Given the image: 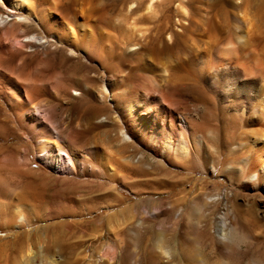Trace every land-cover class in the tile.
<instances>
[{
  "label": "rangeland",
  "instance_id": "obj_1",
  "mask_svg": "<svg viewBox=\"0 0 264 264\" xmlns=\"http://www.w3.org/2000/svg\"><path fill=\"white\" fill-rule=\"evenodd\" d=\"M107 1L108 14L115 27L107 26V31L104 27L102 30L120 36L122 42L121 28L128 27L123 19L131 0ZM140 12L136 15H140L139 19L136 17L140 20L139 28L152 29L151 11ZM158 15L166 16L167 30L160 45L164 49L154 57L140 49L131 51L132 54L123 52L122 62L108 68L109 73L121 79L114 89L116 95L112 92V105L143 97L146 89L154 93L162 82L160 69L172 70L170 74L166 68L171 87L167 88L170 82L167 86L159 85L167 100L173 92L175 96L171 95L167 104L147 103L143 107L146 113L139 114L149 125L147 137L154 136L152 145L149 147L139 140L121 142L118 125L124 116L122 109L110 106L113 119L102 127L103 123H97L99 118L94 119L95 124L79 119L84 108L79 99L64 100L55 116L64 118L62 128L67 135L77 136L73 142L77 149L84 152L95 144L98 146V153L89 158L93 168L76 173L49 168L33 152L34 142L25 143L30 153L27 162L18 151L1 150L0 176L8 184L0 190V264H264V173L257 179L253 177L264 161V85H261L264 61L260 60L263 65H259L257 59L264 57L261 55V49H264V0H166ZM233 22L239 23L238 32L233 28ZM252 38L255 43H250ZM229 39L245 47L230 46L232 51L240 48V51L236 50L238 55L235 51L231 54L242 58H239L241 65L238 63L235 70H230L232 84L240 87L242 82L238 80L245 78V85L240 88L261 94L259 98H246L247 114L236 111L219 92L210 88L208 77L215 68L202 69L213 51L224 55ZM245 43L252 46V52ZM35 51L37 56H43L41 49ZM254 51H259L258 56ZM248 55L251 56L247 58ZM93 64L97 66L98 62ZM242 65H251L250 70ZM256 66L262 67H258L260 72ZM63 74L68 77L71 68L66 66ZM125 76L131 79L122 80ZM153 79L160 82L154 83ZM97 84L100 87V81ZM167 89H171L170 92ZM170 103L172 105H168ZM183 112L189 114L195 127H200L198 129L205 134L209 132L207 137L210 134L213 138L208 137V149L203 152L195 149L187 160L174 155L166 159L162 155L164 142H176L177 116ZM197 122L203 123L200 124L202 127ZM108 130L109 138L105 134ZM76 131L78 134H71ZM128 131L135 136L131 127ZM17 140V137L12 138V141ZM120 144L127 146L124 155L127 158L119 163ZM235 146L239 148L236 150ZM19 147L22 149L21 145ZM100 151L112 155V178L108 176L109 172L99 169ZM249 155L250 168L243 160ZM63 157L67 160L66 155ZM63 162L60 158L53 164Z\"/></svg>",
  "mask_w": 264,
  "mask_h": 264
},
{
  "label": "bare ground",
  "instance_id": "obj_2",
  "mask_svg": "<svg viewBox=\"0 0 264 264\" xmlns=\"http://www.w3.org/2000/svg\"><path fill=\"white\" fill-rule=\"evenodd\" d=\"M119 1H127V0H119ZM165 1L166 0H131L127 8V13L125 14L123 19V21L126 22V24H128V27L124 26L121 28V35H122V42H121L119 38L120 36H117L116 34H112V32L110 31L105 32L102 30L104 27L106 28L107 31V26L115 27L113 25L112 19L108 14L107 0H0V152H2L1 150L3 148L10 149V153L18 151L19 153L22 154L23 159L27 162L29 161L30 153H29V148L25 143L34 142L35 149L33 148L34 151L33 150L32 151L35 154H37L38 159H40V161L43 162L44 165L49 168H53L58 171H68V173L69 172L76 173L79 171L85 172L86 169H92L93 168L91 166L92 164L89 162L92 160H89V158L93 157L92 155L94 153H98L99 151L98 146H96V144L95 145L93 144L94 145L93 147L92 146L91 148L89 147L90 149L87 148L88 150L84 152L77 149L73 144L77 136L71 135L72 136L71 138L70 135H67L62 128V125L65 123L64 118H59V117L57 118L55 116V112L61 108V106L64 104L63 102L64 100H73V99H79L81 101V105L84 107L83 109L81 108L82 110L79 116L80 120H84L86 122H89V124L90 123L92 124L94 123L93 122L94 119L99 118L97 120V123L98 122L103 123L102 127H106L109 123H111V120L113 119L112 117L113 110H111L112 107L110 108V106H114L117 109H122L123 112L122 114L124 116H122L123 118L120 120V125H118L121 136V138L120 137L119 138L121 139V142L125 143L127 141L130 142L133 140L136 142L137 140H139L140 142L143 143L146 142L150 147L153 143L154 136L147 137L146 133L147 130L149 129V125H146V123L143 122L144 119L143 117H140L139 114L146 113V109L143 107H145L147 103L156 104L162 102L163 104H167L168 102H170L169 100L172 99L171 97L173 95L175 96L173 92V95L171 94L172 96L170 95L168 97L170 99L167 100L166 98L167 95H164V92L161 89V86L159 85L161 83V85L163 84V86L164 85L167 86V82L168 83L170 82L168 81V72L170 71V69L166 67L169 70L168 71L166 68H161V65L158 66L159 68H161L160 76L162 78V82L158 80V83L160 82L158 84L156 82L157 80L153 79L155 81L153 82L158 84L157 86L156 84L153 85V87L151 85L152 88L156 86V91L154 90L155 91L154 93L152 92L153 90L151 91V89H149L150 90L149 91L146 89L144 90L146 92L144 93L143 97H137L135 99H131L126 103L124 102V103L112 105L114 101L113 98L114 89L116 88L117 84L120 82L121 79L119 80L118 77H114L113 74L109 73L108 68L116 63L122 62L123 58L121 57V53L123 52L129 53L131 51L140 49V51L142 52L144 51L145 53H148V55H150L151 57H154L157 55V53L161 51L160 49H162L163 47L161 48L160 45L163 40V35L167 30V24L165 23L166 16L165 17L159 16L158 11L159 8L163 6V3ZM235 1H239V0H235ZM238 7H240V5ZM238 7H236V9H238ZM145 9L151 11L150 16H152L151 19L154 20V24H152L154 26L150 30H143L142 28H139V26L141 25H138L140 21L138 19L140 15L139 17L136 15L141 13L140 11ZM233 14L235 15V13ZM238 15H235V17ZM136 17H138V19ZM238 17L237 19H239ZM72 21L75 22L72 23ZM237 23L238 22L232 23L233 28L235 29L236 32L239 31V26H238L239 23L238 24ZM126 29H128V31ZM195 29L197 30V28ZM170 35L172 36V34ZM241 36H245V34L244 35L242 34ZM248 39H250V37H248L247 40ZM252 39L253 41L251 40L250 43L252 42L255 43L256 40L254 38ZM229 40L230 42L227 43V44L230 43L229 45H227L228 47H225L224 48L225 50L222 49L224 50V55L222 54V52L218 53L213 51L212 53L211 50L210 53H212V55L207 60L206 65L202 66V69L215 68L216 71L212 72V74L208 77L210 88L213 90V92H219V94L224 97L228 105H233L236 111L240 112L241 114H247L248 106L246 105V98L256 97V96L257 98H259L261 94L259 95L258 93H255L253 91L247 92L243 88H240L241 86L245 85V80H243L245 78H243L242 80H238V82H242V84H240V87L239 85L235 86V84H232L231 78L229 76L230 70L233 69L235 70L236 67L238 66V63L240 64V59L242 60L240 54H239L240 57H237L239 52L237 53L236 50L240 51V48L238 47L239 49L234 50L235 53H237V55L233 56L231 54L232 52H234L232 51L233 50L232 47L235 44L236 46L237 45L242 46L243 44L242 43L237 44L233 42L232 40H234V38L232 40L231 39ZM238 41H239V37H238ZM247 43L249 44V40L247 41ZM258 43H256V46L258 45ZM262 47H264V45ZM214 48L215 47H212L213 50ZM243 48H245L244 45ZM36 49H41L43 51V56H37L35 51ZM261 50H262L261 55H264V49ZM116 52H118V54ZM255 52L256 51H254L253 53ZM257 52L259 54V51ZM226 54L229 56H226ZM230 54L232 56H230ZM256 54L253 55L256 57ZM249 56L251 55H248L246 57L248 58ZM254 56L253 58H255ZM237 58L238 59L240 58L239 62H237L238 60ZM257 59H259L258 60L259 65L262 64L264 61V57L260 59L258 56ZM150 60L152 62L156 61V60L153 61V59ZM260 60L262 63L260 62ZM93 62L95 63L98 62L97 66H95ZM246 62L249 63L251 61L246 60ZM181 63L184 62L182 61ZM242 63H245V61L244 62L242 61ZM258 63L256 61L257 65ZM155 64L156 63H154V65ZM181 65L182 64H180V66ZM188 65H191V63ZM66 66H69L71 68V74L68 77H65L63 74V69ZM250 66L251 65H248V67ZM168 67L172 69L171 66ZM244 67H246V65ZM248 67H246V69H248ZM258 67L259 66H256V69L259 71V68L262 67L261 66L259 68ZM220 68L221 70L223 69V72L220 71ZM262 69L261 72L263 73L264 71H262ZM175 70H177V68ZM257 70L254 71L257 72ZM171 71L169 72L170 74ZM251 71H253V69ZM240 72L242 71L240 70ZM205 73L206 72L204 71V74ZM247 73L249 74V71H247ZM255 75L261 76L262 74L255 73ZM255 75L253 77H255ZM263 76L264 75H262V77ZM185 77L183 76L184 79ZM194 77L195 76L193 74V78ZM125 78L126 80L128 79V81L131 79L130 77L127 78V76H125L124 79L122 78V80H125ZM172 78L173 77H171V79ZM98 81H100V87L97 84ZM143 81L145 82V80ZM153 82L148 80V83L154 84ZM170 84L172 83L170 82L169 85ZM261 85H264V82ZM158 86L160 89L157 88ZM196 86H199V84L198 85L196 84ZM147 87H143V89ZM169 87H171V85L167 86V88ZM169 90L167 89L166 91ZM140 91L142 90H139V92ZM240 98L242 101L240 100L241 103H238ZM171 101L173 102V100ZM214 102H215V98H214ZM168 105H172V104L170 103ZM263 109L261 111H263ZM179 113H181V111ZM183 113L178 114L177 116V120H178L177 125L179 127V132L177 139H175L176 142L174 143H172L171 141L164 142V146L162 148L163 150L162 155L166 159L174 155V157L178 159L187 160L190 157V155H192L195 149L202 150L203 152L205 148L207 149L209 148L208 146L210 139L208 137L211 135L209 134L208 137L206 135L209 132L205 134L200 130L201 129L200 127H195L193 125L194 122L192 124L190 120L191 118L190 119L188 118L189 114L187 116L186 113H184L186 115L185 116ZM258 113L260 115V112ZM258 113H255L257 114L256 117L259 116ZM197 124L202 125L203 123L197 122ZM129 127H131L135 131V136H132L129 133L128 131ZM213 130L211 131L215 133V131ZM109 131L110 130L106 131L105 133L107 135V138L110 137ZM78 132L77 131L75 133L71 132V134H78ZM216 133L219 132L217 131ZM136 135L138 136V138ZM13 137H17L18 140L12 141ZM217 137L220 139L219 136ZM211 141H214V139H212ZM215 142L217 143L218 141ZM20 145L22 146V149H20L19 147ZM126 148L127 146L123 144L119 147V154H120L119 163L125 161V159L127 158V156H124L126 153ZM235 148L237 150L239 147L237 148L235 146ZM214 149L216 151L217 148ZM63 155L67 156L66 158L67 160H65ZM251 156L249 155L243 158V160L246 162L249 168L251 167ZM60 158L64 160L63 162L64 164H60V165L53 164L54 160ZM98 158H99V169L105 173L109 172L108 176L111 177L112 173L114 172L112 155L100 151ZM218 161L217 163L219 164ZM30 163H32V161ZM26 171L24 172V174L26 173ZM32 172L33 171H31L30 174ZM263 173H264V161L260 163V166H258L257 170L253 173V177L257 179L260 177V174ZM7 184H8L7 181L6 180L4 181L0 176V190L3 187L7 186ZM21 192L23 193L26 191H21ZM24 200H28V198L26 199L24 197Z\"/></svg>",
  "mask_w": 264,
  "mask_h": 264
}]
</instances>
